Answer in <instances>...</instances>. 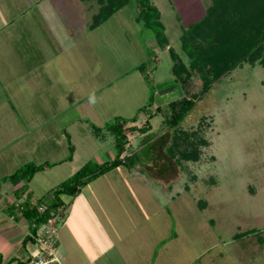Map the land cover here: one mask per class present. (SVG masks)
<instances>
[{
    "label": "rangeland",
    "instance_id": "374dc122",
    "mask_svg": "<svg viewBox=\"0 0 264 264\" xmlns=\"http://www.w3.org/2000/svg\"><path fill=\"white\" fill-rule=\"evenodd\" d=\"M149 1L161 12L175 50L180 47L182 33L179 19L188 26L191 21L201 20L208 7L205 0ZM59 5L60 14H68L61 15L65 26L68 18L74 17L81 26L90 23L91 30V23L99 13L97 5L82 0H0V29L5 31L7 27L2 25L10 24L11 20L24 29L26 24L21 25L22 22L35 24L34 15L40 20L44 12L48 22L56 26L51 20L54 15L51 11L48 14L47 9L54 12ZM31 6V21V14L28 20L20 17ZM138 12L137 0H129L128 5L107 23L96 27L93 35L79 45L81 55L76 60L68 59L69 45L65 43L68 39L59 30H48V35L38 44H31L33 40L29 38H14L15 33L11 36L13 42L6 34H0V42H8V46L12 45L11 52L25 57L23 61H26L21 67L12 56L0 57V76L7 73L10 79L19 80L21 77L15 72L23 70L33 85L25 90L19 80L11 88L0 77V120H9L3 123L7 124L4 129L8 135L16 132L18 137L28 133L33 120L39 133L48 128L51 134L48 145L31 136L27 138L26 134L20 135L23 144L12 153L15 157L19 152L24 154L27 163L46 155L52 165L34 176L33 183L39 187L34 191L36 197L40 193L46 195L70 178L72 166L80 169L91 160L112 161L115 150L104 152L113 147L112 137L107 135L110 137L105 142L98 140L92 125L104 128L118 117H134L152 92L156 100V91L162 90L159 79L166 82V73H171V57L169 53L166 57L160 54L156 40L152 38L150 42L151 32L137 22ZM42 20L45 22L44 17ZM38 24L40 30L41 23ZM112 31L117 32L116 37H112ZM36 35L39 37L41 32ZM87 53H92L91 58ZM154 53L160 55L161 64L155 63ZM46 55L50 60L43 81L41 73L31 72L33 63L29 59L38 57L46 61ZM140 73L145 79L151 76L150 82L142 80ZM237 73L225 85H219L221 92L213 90L182 124L188 131L200 124L206 127L198 136L206 144L195 139L198 161L171 159L166 148L172 143V133L165 132L141 151L140 166L120 167L86 186L80 195L83 200L76 201L65 212L68 221L63 223L64 219L63 224H58L59 259L65 254L66 264H84L91 256L99 264L109 261L114 264H264V68L246 64ZM73 74L81 79L67 78ZM17 88H23L18 90L20 95L16 94ZM90 97H94L95 103L90 102ZM79 98L81 105L76 107ZM144 119L141 116L135 125L142 127ZM74 120L75 125L68 127ZM161 122L160 116L152 122L157 135ZM132 127L134 124L125 129L128 152L136 149L143 138ZM63 132L71 136V145L76 146L72 164L71 160L67 161L70 150ZM33 145L38 149L36 152L31 149ZM10 149L2 152L6 163L9 157L11 163L14 159L9 156ZM104 153L105 159L101 158ZM55 162L59 164L56 167ZM66 201L69 203L71 199ZM176 235L177 241L164 245ZM108 245L111 254L104 253V246ZM41 249L39 243H32L38 257L43 256ZM74 257L79 262L73 261ZM120 259V263H115Z\"/></svg>",
    "mask_w": 264,
    "mask_h": 264
},
{
    "label": "trees",
    "instance_id": "16d2710c",
    "mask_svg": "<svg viewBox=\"0 0 264 264\" xmlns=\"http://www.w3.org/2000/svg\"><path fill=\"white\" fill-rule=\"evenodd\" d=\"M83 1L98 6L99 13L93 19L92 29L106 23L129 3V0ZM205 3L208 7L201 20L188 27L181 25L180 47L175 50L171 46L159 9L149 0H137L139 7L137 22L151 32L153 40L159 44L160 52L169 50L171 74L183 96L167 104L155 106L156 100L153 96L155 92H152L138 115L130 118L118 117L114 123L104 128L92 125V132L98 140L105 142L112 137L114 144L112 148L116 152V157L104 163L92 160L87 162L70 178L50 189L36 202L32 201L30 193L24 202L9 204L6 208L7 214L16 220L25 219L29 225V235L23 241V245L34 243L40 230L50 221L62 223L72 201L86 186L120 167L135 169L140 166L141 151L150 147L158 136L165 132L172 133V143L166 148L171 159L178 162L180 159L198 161L199 153L195 139L201 144H206L202 137H198L206 127L200 124L199 127L188 131L183 128L184 120L197 105L209 98L213 90L221 92L222 87L219 85H225L230 78H234L238 74V69L246 64L264 68V0H205ZM141 69L144 71V65ZM150 78L151 76H146L147 82H150ZM141 116L145 117V121L142 127H138L135 124ZM159 116L162 122L160 134L157 135L153 131L152 121ZM130 124H134L131 130L141 133L143 138L136 149L128 152L125 129ZM64 134L69 142L68 161L73 159L75 146L71 145L69 134L66 132ZM107 135L110 136L107 138ZM50 166L52 165L48 162L41 164L30 162L4 180L15 186L23 184L15 192L17 200H20L29 189V183L34 176ZM67 199L71 201L67 203ZM40 208H43V211H40Z\"/></svg>",
    "mask_w": 264,
    "mask_h": 264
},
{
    "label": "crops",
    "instance_id": "0c3cea01",
    "mask_svg": "<svg viewBox=\"0 0 264 264\" xmlns=\"http://www.w3.org/2000/svg\"><path fill=\"white\" fill-rule=\"evenodd\" d=\"M82 2H84V1L82 0ZM90 4H92V3H90ZM61 8H62V6L59 5V8L57 7L56 9H54V12L52 10H50V8L47 9L48 14H50V11H51V13L54 15L51 20L52 21L54 20V23H55L56 26L51 25L50 21L48 22V18L46 17L45 12L41 13L42 16H40V20H39V16L38 15H34V17H33V13L31 14V12L33 11V7L31 6V8H28L27 11L22 12L20 14V17H24L26 20H28V17L31 14V18H29V19L31 21V19L33 17V20H36V22H35L36 25L33 22L25 21V22L21 23V25L26 24L25 28L23 29V28L20 27L19 23L18 24L16 23L15 20H11L10 24L4 25V26L2 25L3 28L7 27L6 28L7 31L5 30V31L2 32V29H0V34H2V33L6 34V36L7 37L9 36V39H10L11 36H13V33H15L16 37H14V38H19V37L26 38V39L29 38V39L33 40L31 44H38L40 42L39 40H41V42H42V37H44V35H46V34L48 35V30H51V31L52 30H54V31H58L59 30L62 33V36L68 39V41L65 42L66 44L69 45V48L65 47L69 51V58L68 59L76 60L81 55L80 50L78 49L79 45H81L83 41H86L90 36L93 35L94 29L91 28V30H90V27H89L90 23L81 26V22L79 20H76L74 17L73 18H68V21L66 22L67 26L63 25L61 23V15H62V17H67L68 14L66 12L64 14L63 13L60 14L62 12ZM87 13H86L87 16H89L90 11L87 12ZM179 13H181V12H179ZM178 16L180 17V14ZM43 17L45 18V22H44V20H42ZM181 20H182V18H180L179 24L185 25L186 22L183 20V22L185 24L181 23ZM20 21H23V20H20ZM46 22H48V23H46ZM195 22H197V20L194 21V22H192V21L189 22L188 26L190 24H192V23H195ZM38 23H41L40 24V26H41L40 30L41 31L39 30V24ZM188 26H186V27H188ZM45 28L47 30H45ZM72 29H74V30L72 31ZM40 32H41V35H39V37H38V35H36V34H39ZM88 33H90V34H88ZM116 33L117 32H113L112 31L111 32L112 37H116L115 36ZM102 38L104 39V37H102ZM148 38H149L150 42H152L151 39L153 38V36H152L151 33H149ZM13 39H12V42H13ZM99 40H101V37L99 38ZM12 42H10L9 45H11ZM6 43L8 44V42H5V43L2 42V41L0 42V49H1L0 50V57L1 58L5 57V59H7V58L12 56L11 58H13L15 60V63H18V65L23 67V64L26 63V61H23L25 59V57L17 56L16 53L11 52L10 47L12 45L8 46ZM16 43H18V42H16ZM47 52L50 53L49 49L47 50ZM91 54L92 53H90V54L87 53V55H90V58H91ZM160 54H163L165 56L166 54H168V50L163 51V52L161 51ZM153 55L155 56V63L156 64H161L162 62H161L160 55L159 54H155V53ZM46 56H47V60L46 61L43 58H38V57H36V59L35 58H30L29 59V61H31L33 63V67L31 68V72L34 73V71H35V72L41 73V75H42L41 79L43 81H44V78L46 79V77H44V75H43V74H45V72H44L45 71V67L47 66V64H48V62L50 60V57L48 55H46ZM26 59H28V58H26ZM64 60H66V58H64ZM145 61H147V59ZM145 61L142 63V65L145 64ZM3 62L4 61L2 60V63ZM64 69H66L65 66H64ZM15 73H16V75L21 77V79H19V80L24 83L23 86H25V90L28 89V86H30L31 89L33 88L32 82L30 81V78H29L28 74L25 73V71L19 70L18 72H15ZM15 73H14V76H15ZM6 74L3 75L4 77L0 76L2 78L1 81H4V83L7 86H10L11 88L14 86V83H15V85L18 84L19 80H12ZM0 75H1V73H0ZM140 75H141V79L145 80V82H146L147 80L144 78V75H142L141 73H140ZM69 77L71 79H75V81L81 79V78H77L76 74L67 75V78H69ZM122 77L123 76H120L119 78L121 79ZM47 79H48V77H47ZM165 79H166V82H162V80L159 79L161 81L160 89H162V90L160 91V93L157 92L155 106H160V105H163V104H167V103H169V102H171L173 100H176L177 98H180V97L183 96V92L181 91V89L178 86V84L174 81V78H173L171 73L168 74V75L166 73ZM28 81H30V82H28ZM167 82H169V83L167 84ZM26 86H27V88H26ZM23 88H22V90H23ZM18 90H20V89L17 88L16 94L20 95L21 93H18ZM22 90H20V91H22ZM161 92H162V94H161ZM172 95H173V98H172ZM16 100L18 101V99H16ZM80 105H81V99L79 98L76 107H78ZM11 106L13 107V109H15V111H17L16 108L14 107L13 103L11 104ZM155 119H153V121ZM6 120H8V118H6ZM5 121L3 120V118L0 120V261L2 262V264H8V263L9 264L10 263L11 264H30V262L33 259V257L36 256V252L32 250V243L33 242H29L26 245H23V241L29 235V225H28V223H27V221L25 219L16 220L15 218L10 217L7 214V212H6V208H7V206L9 204L24 202L25 198L27 196V193L24 194L22 199L17 200L18 198H17V195H16L15 192L23 184L21 183V184L15 186L11 182L6 181L4 179L6 177L12 175L13 173H15L16 170H18L19 168L23 167L27 162H29L28 157L26 158V156L24 154L22 155L20 152L17 153L16 157L14 156L16 154H12L13 151H14L13 149H17L19 146H21L20 143L24 140L23 138H21L20 135L26 134V135H28L27 138L29 136H31V137H33V139H35V140L37 139L38 142L39 141L40 142H47V145H48L49 141H50V138H51V134H50L48 128L40 130V133H39V130L35 128L36 127V125H34L35 122L32 120L31 121L32 124L29 125L28 133L23 132V134H19L18 137L15 136L16 132L14 134H10V132H9V135H8L7 130L4 129V128L7 127V124L6 125L3 124ZM75 121L76 120L71 122V125L68 126V127H71V126L75 125ZM144 121H145V119H144ZM1 125H3V126H1ZM65 130H66V128H65ZM63 134H64V132H63ZM63 134H62V136L64 138V141L67 144V147H69V144H68L69 142H68V140L66 138V135L65 134L63 135ZM38 142L36 144H38ZM22 144H23V142H22ZM9 148H11L9 156H13L14 159L12 161V163H13L12 164L10 162V160H9L12 157H9L7 163H9L10 165H7L5 160H3L2 152H4L5 150H7ZM31 149L34 152H36L38 150L37 147H35V145H33V147ZM112 150H113V148L111 147L108 150L105 149L104 152H108V151H112ZM76 151L77 150H76V146H75V153H76ZM75 153H74L73 159L71 160L70 164H72L73 161H75V157H76ZM18 154H19V156H18ZM105 156L106 155L104 153L101 158L105 159ZM99 157H100V155H99ZM2 160L4 161L5 166L3 165ZM32 162H36L37 164H41V163H45V162H49V161L46 159V155H45V158L44 157H41L39 159L37 158L36 161L33 160ZM55 164L59 165L56 162H55ZM60 164H61V162H60ZM13 167L15 168V170H14ZM79 167L80 166H78V167H75V166L70 167L71 168V174H74L79 169ZM49 169H50L49 167H45L40 172L47 171ZM33 181H34V178L31 181V183H29L30 189L28 191H30L29 193L32 194V201L36 202L38 200V197L41 196L42 194L40 193L39 196H37V197L35 196L34 191L36 189H39V187L37 188L35 186L36 183H33ZM80 195L72 201L71 205L75 204L76 201L78 202V200L79 201L83 200L82 198H80ZM71 205H70V207H71ZM66 221H68V220L65 219V222H63V223H66ZM178 237L179 236L176 235V237L170 238L168 241L164 242V245H168L169 243L177 241ZM59 247L60 246H58L57 251H56V257H57V263L56 264H64L65 262L67 263V259L65 257V254L64 255L61 254L62 255L61 259H59V256H58ZM104 248H105L104 253H106V254H107V252L110 253V254L112 253V251H110V246L109 245L107 247L104 246ZM88 258L89 259L84 264H99V263H95L94 262L93 256L88 257ZM79 260L80 259L78 257H74V259H73V261H78V262H79ZM120 261H121V259L120 260H115V263H120ZM100 264H114V261H111V262L109 261L108 263H104L103 262V263H100ZM158 264H160V263H158ZM189 264H194V263H189Z\"/></svg>",
    "mask_w": 264,
    "mask_h": 264
},
{
    "label": "built area",
    "instance_id": "2783aa9c",
    "mask_svg": "<svg viewBox=\"0 0 264 264\" xmlns=\"http://www.w3.org/2000/svg\"><path fill=\"white\" fill-rule=\"evenodd\" d=\"M43 211V208H40ZM58 223L56 220L50 221L46 226H44L38 236L35 237V241L42 247L41 251L43 256L38 257L37 255L31 260L30 264H56L57 257V242L56 232L58 231Z\"/></svg>",
    "mask_w": 264,
    "mask_h": 264
},
{
    "label": "clouds",
    "instance_id": "9594fccd",
    "mask_svg": "<svg viewBox=\"0 0 264 264\" xmlns=\"http://www.w3.org/2000/svg\"><path fill=\"white\" fill-rule=\"evenodd\" d=\"M90 102L95 103L94 97H90Z\"/></svg>",
    "mask_w": 264,
    "mask_h": 264
}]
</instances>
